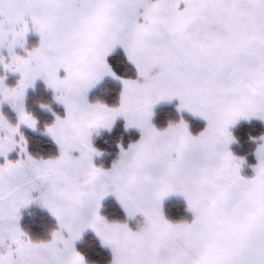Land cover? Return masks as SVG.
<instances>
[{"label": "snow or ice", "instance_id": "6c2138e0", "mask_svg": "<svg viewBox=\"0 0 264 264\" xmlns=\"http://www.w3.org/2000/svg\"><path fill=\"white\" fill-rule=\"evenodd\" d=\"M38 81L63 107L42 129L25 105ZM174 100L202 130L153 123ZM4 106L0 264H89L76 248L89 230L108 264H264V135L250 137L254 165L229 150L239 121H264V0H0ZM118 120L139 138L97 166L93 136ZM23 128L57 152H30ZM172 196L190 219L166 217ZM108 198L123 218L102 214ZM33 204L56 221L43 238L20 226Z\"/></svg>", "mask_w": 264, "mask_h": 264}, {"label": "trees", "instance_id": "16d2710c", "mask_svg": "<svg viewBox=\"0 0 264 264\" xmlns=\"http://www.w3.org/2000/svg\"><path fill=\"white\" fill-rule=\"evenodd\" d=\"M110 87L115 85L109 82ZM103 87V86H102ZM99 94V90L92 95L95 97ZM30 105L38 103L49 104L50 95L45 93L44 87L40 86L38 93L31 96ZM103 98V96H101ZM111 100V97H109ZM36 107V106H35ZM34 114L41 123H51L53 118L41 113L34 108ZM183 118L190 125L191 132L193 134L198 133L205 126L204 124L191 119L187 116H180L177 111L172 108H162L157 112V118L155 125L157 127H166L169 121H177ZM234 137L238 141V145L233 148L234 154L237 157L245 158L248 165H254L256 163L254 156L252 155L254 150V144L251 142L250 137H258L264 135V127L257 122L248 124H241L233 132ZM30 142V152L39 155L55 154L56 147L47 139L38 136H28ZM139 138L138 132H125L124 122L119 121L112 132L104 133L102 137L96 140V146L106 152L103 166L108 167L111 161L116 157L118 153L117 144L123 143L125 146L130 142ZM245 176L250 177L252 172L250 170L245 171ZM117 205L114 200H110L104 207L103 214L112 217L115 212L119 218H123V213L117 211ZM186 203L179 200L170 201L165 207L166 216L173 220L178 221L181 218L190 219L191 215L185 211ZM35 213L34 210L31 211ZM56 222L52 217L46 213L36 212L33 218L26 219L23 223L22 228L35 238H43L45 235L55 227ZM77 250L85 255L86 260L89 264H108L110 260V252L105 250L99 240L93 234H88L77 247Z\"/></svg>", "mask_w": 264, "mask_h": 264}, {"label": "rangeland", "instance_id": "374dc122", "mask_svg": "<svg viewBox=\"0 0 264 264\" xmlns=\"http://www.w3.org/2000/svg\"><path fill=\"white\" fill-rule=\"evenodd\" d=\"M38 39H39L38 35H35V34H30L29 37H28V40H29V42H30L31 44H35V43H37V42H38ZM13 80H14V77H10L9 82L11 83V82H13ZM40 86H43V87H44V90H45V93L50 95V102H51V103H49L48 105H50L52 111H48V110H46V109L41 108V107H40L41 103H40L39 101H38V103H35L34 105H30V104H29V103H30V99H32L31 96H32V95H36V94L38 93V90H39V87H40ZM101 87H102V86H101ZM98 90H99V89H97L96 91H94V92L92 93V95L95 94ZM178 103H179L178 101L174 100V101H172V102H162V103L158 104V105L154 108L153 123H154V124L156 123L157 112H158L160 109H162V108L172 107V108H174V109L177 111ZM25 105H26V108H27L28 110H30L33 114H34V108H36V109H37L38 111H40L41 113H43V114H45V115H48V116L52 117L53 120L55 119V117L53 116V112H55V113L58 114V115H62V114H63V107H62L61 105H58V104L53 100V94H52L51 90L47 89V88L45 87V85L43 84L42 81H38V82L36 83V85H35V88H34V89H30V90L28 91V93H27V97H26V101H25ZM35 106H36V107H35ZM0 110L4 111V113H5L10 119H12V120L15 119V113H14V112H13L8 106H4V108H3V109H0ZM177 113H178L180 116H187V117H190L191 119L196 120V121H198V122H200V123H202V124L205 125V122H204L203 120H201V119L198 118V117H193L190 113H187V112L179 113L178 111H177ZM34 116L36 117L35 114H34ZM36 118L38 119V117H36ZM38 120H39V119H38ZM39 121H40V120H39ZM119 121H123V120H118V121L115 123V125H116ZM254 122L260 123V124L264 127V121H259V120H256V119H253V120H251V121H243V120H241V121H239L235 126H233V127L230 129V131H231L233 137H234V134H233L234 130H235L236 128H238L241 124H244V123L251 124V123H254ZM115 125H114V127H113V129H112L111 131L102 130V131L100 132L99 135H94V136H93V145H94V147H96L99 151H101V152L104 153L103 156L98 157V158L95 160V163H96L97 166H101V165L104 164V159H105V156H106V152L100 150V149L96 146V144H95V143H96V140H97L98 138L102 137V135H103L104 133H110V132H112V131L114 130V128H115ZM189 126H190V125H189ZM39 127H40L41 129L43 128V123H41V121H40V125H39ZM22 131L24 132V134H25V136H26L27 138H28V136L30 135V136H38V137H41V138H44V139L49 140V141H50V142L56 147V151H57V146H56L55 143L51 140V138L48 137V136L42 135L40 131H32V130H30V129H26V128H23ZM190 131H191V128H190ZM128 132H137V131H135V130H129ZM234 139H235V142L229 146V150H230L233 154H234L233 148H234L235 146L238 145V141L236 140L235 137H234ZM28 140H29V138H28ZM30 149H31V148H30V142H29V151H30ZM234 155H235V154H234ZM10 158H15V154H12V155L10 156ZM247 170H250V171L252 172L251 167H245L244 169H242V175H245L244 173H245V171H247ZM252 174H253V173H252ZM173 197H174V196H172V197H168V198H166V200L164 201V203H163V210H164V213H165V207H166V205H167L170 201H172L173 199H175V198H173ZM175 197H177V198H182V197H178V196H175ZM172 198H173V199H172ZM110 200H114V199H113V198H108V199L104 202V205H106V203H107L108 201H110ZM177 200H178V199H177ZM33 210H34V212H35V211H36V212H42V213H46V214H48V215L51 216V214L48 212L47 209H44V208L40 207L38 204L30 205L28 208H26V209H22V210H21V220H20V226H21V228H22L23 223H24V221H25L26 219L33 218V217L35 216V213H36V212H35V213H32V212H31V211H33ZM103 211H104V208L102 209V214H103ZM165 215H166V213H165ZM51 217H52V216H51ZM166 217H167V216H166ZM167 218H168V217H167ZM52 219L55 221V219H54L53 217H52ZM55 222H56V221H55ZM22 229H23V228H22ZM89 234H90V233H89ZM91 234H92V233H91ZM87 235H88V234H84V235L82 236V239L76 243V248L78 247V245H79L80 243H82L83 239H84L85 236H87ZM94 236H95V235H94Z\"/></svg>", "mask_w": 264, "mask_h": 264}, {"label": "crops", "instance_id": "0c3cea01", "mask_svg": "<svg viewBox=\"0 0 264 264\" xmlns=\"http://www.w3.org/2000/svg\"><path fill=\"white\" fill-rule=\"evenodd\" d=\"M173 198H175V199H173ZM173 198H172L173 200H177V199H178L179 201H183V202H185V201L183 200V198H177V197H175V196H174ZM185 203H186V202H185ZM188 214L191 215L190 213H188ZM89 233H90V234L92 233L93 235H95V234H94L93 232H91L90 230L87 231V232H85L84 234H89ZM84 234H83V235H84ZM96 238H97V237H96ZM97 239H98V238H97ZM98 240H99V239H98ZM99 242H100V241H99ZM103 248H104L105 250H107V251L110 252L109 249H107V248H105V247H103Z\"/></svg>", "mask_w": 264, "mask_h": 264}]
</instances>
